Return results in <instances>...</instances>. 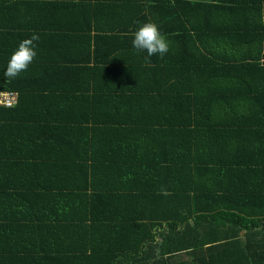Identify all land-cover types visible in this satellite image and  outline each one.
<instances>
[{
	"label": "trees",
	"instance_id": "obj_1",
	"mask_svg": "<svg viewBox=\"0 0 264 264\" xmlns=\"http://www.w3.org/2000/svg\"><path fill=\"white\" fill-rule=\"evenodd\" d=\"M142 1L162 15L99 21L113 1L79 0L91 21L51 34L0 20L4 72L38 34L27 72L44 83L1 79L19 95L2 107L0 264H264V0ZM147 22L170 51L146 62Z\"/></svg>",
	"mask_w": 264,
	"mask_h": 264
},
{
	"label": "crops",
	"instance_id": "obj_2",
	"mask_svg": "<svg viewBox=\"0 0 264 264\" xmlns=\"http://www.w3.org/2000/svg\"><path fill=\"white\" fill-rule=\"evenodd\" d=\"M110 7L108 9H104L102 11L103 15L101 16L99 21H115V13L117 12L119 14V21H143L147 19L146 17H139L138 19L135 18L134 14L137 12L144 11V15L148 13L152 14L150 16V21H156L162 14H155L154 13V3L151 2L148 4V2L144 3V1L141 0H111ZM79 0H0V9L4 5L6 9L5 16L2 17V11L0 20H4L7 23H9V28L13 33H25L27 32V26H30L28 24V21H36L39 20L40 24L43 26H46L50 32H54L57 28L63 27V22L65 21H91L90 18L87 17V15L82 14L78 11L79 6L77 7V3ZM115 5V6H114ZM122 7H119V6ZM137 5L140 6V10H137L135 12L128 13L125 16H123L121 9H133ZM153 8V9H152ZM140 15V14H139ZM155 15V16H154ZM163 18V17H162ZM149 20V19H147ZM3 21H0V24H2ZM66 22V24L68 23ZM72 24L70 22L69 28L71 31H73ZM58 25V26H57ZM25 26V27H24ZM66 27V26H64ZM4 28V27H3ZM5 31V30H4ZM11 37H9L8 34L3 32V34L0 35V41L1 43L3 41L10 42ZM3 51V48H0V52ZM0 85H1V79L3 77L4 80H7V78L3 75L4 73V66H6L7 57L6 55H0ZM31 73V76H19L16 79H12L13 85L17 89H24V88H38L42 86L44 83H41L43 80L42 78L36 74L35 72H26L25 74ZM0 92V96H1ZM0 127H8V125L13 126V121H9L7 118V111L2 108L5 107L0 104ZM16 124V123H15ZM11 131H7V134ZM14 136L13 134L8 135L7 137ZM53 136V135H51ZM6 137V132H0V139L1 142H4L8 144V140ZM16 138H10L12 141H14ZM31 215L35 216L38 214V212L29 211ZM41 216V215H40ZM77 223V222H76ZM28 224V223H27ZM121 264H130L128 262H121Z\"/></svg>",
	"mask_w": 264,
	"mask_h": 264
},
{
	"label": "clouds",
	"instance_id": "obj_3",
	"mask_svg": "<svg viewBox=\"0 0 264 264\" xmlns=\"http://www.w3.org/2000/svg\"><path fill=\"white\" fill-rule=\"evenodd\" d=\"M40 37L38 34H33L29 39L22 40L17 49L11 55L8 62L6 71L3 75L9 80L18 78L21 73L27 72L30 65L37 58V41ZM132 47L136 50L137 54L146 52L147 58L159 55L163 57L170 51V41L161 33L159 27L153 22L144 23L134 33L132 40ZM16 93L18 92L9 91ZM17 104V103H16ZM8 108V107H6ZM12 108V107H11ZM164 195L169 193L162 189Z\"/></svg>",
	"mask_w": 264,
	"mask_h": 264
},
{
	"label": "built area",
	"instance_id": "obj_4",
	"mask_svg": "<svg viewBox=\"0 0 264 264\" xmlns=\"http://www.w3.org/2000/svg\"><path fill=\"white\" fill-rule=\"evenodd\" d=\"M17 101L18 96L13 92L2 93L0 96V104L8 108L14 107Z\"/></svg>",
	"mask_w": 264,
	"mask_h": 264
},
{
	"label": "rangeland",
	"instance_id": "obj_5",
	"mask_svg": "<svg viewBox=\"0 0 264 264\" xmlns=\"http://www.w3.org/2000/svg\"><path fill=\"white\" fill-rule=\"evenodd\" d=\"M244 233V232H243Z\"/></svg>",
	"mask_w": 264,
	"mask_h": 264
}]
</instances>
